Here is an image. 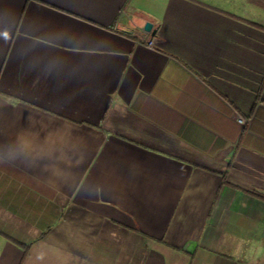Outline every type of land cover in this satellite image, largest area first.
<instances>
[{"label":"crops","instance_id":"obj_1","mask_svg":"<svg viewBox=\"0 0 264 264\" xmlns=\"http://www.w3.org/2000/svg\"><path fill=\"white\" fill-rule=\"evenodd\" d=\"M0 264H264V1L0 0Z\"/></svg>","mask_w":264,"mask_h":264},{"label":"built area","instance_id":"obj_2","mask_svg":"<svg viewBox=\"0 0 264 264\" xmlns=\"http://www.w3.org/2000/svg\"><path fill=\"white\" fill-rule=\"evenodd\" d=\"M149 45H151V42L149 43ZM237 120H238L240 123H244V122H245V119H244L243 117H241V116H239V117L237 118Z\"/></svg>","mask_w":264,"mask_h":264},{"label":"water","instance_id":"obj_3","mask_svg":"<svg viewBox=\"0 0 264 264\" xmlns=\"http://www.w3.org/2000/svg\"><path fill=\"white\" fill-rule=\"evenodd\" d=\"M144 30L149 31L150 30V25L149 24L145 25L144 26Z\"/></svg>","mask_w":264,"mask_h":264},{"label":"trees","instance_id":"obj_4","mask_svg":"<svg viewBox=\"0 0 264 264\" xmlns=\"http://www.w3.org/2000/svg\"><path fill=\"white\" fill-rule=\"evenodd\" d=\"M264 1V0H263Z\"/></svg>","mask_w":264,"mask_h":264}]
</instances>
